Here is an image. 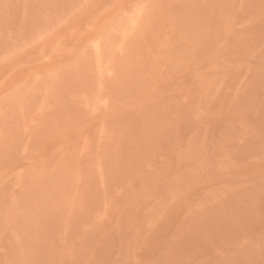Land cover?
I'll return each instance as SVG.
<instances>
[{"label":"rangeland","instance_id":"374dc122","mask_svg":"<svg viewBox=\"0 0 264 264\" xmlns=\"http://www.w3.org/2000/svg\"><path fill=\"white\" fill-rule=\"evenodd\" d=\"M0 264H264V0H0Z\"/></svg>","mask_w":264,"mask_h":264}]
</instances>
